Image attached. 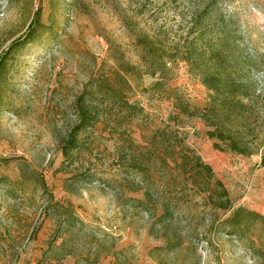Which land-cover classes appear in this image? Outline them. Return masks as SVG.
<instances>
[{
  "label": "rangeland",
  "instance_id": "obj_1",
  "mask_svg": "<svg viewBox=\"0 0 264 264\" xmlns=\"http://www.w3.org/2000/svg\"><path fill=\"white\" fill-rule=\"evenodd\" d=\"M38 9L39 35L0 75V264H264V221L240 236L226 222L239 207L264 216V0H0V57ZM202 24L236 33L251 156L177 107L210 101L186 62L151 74L137 45ZM80 105L98 121L67 156Z\"/></svg>",
  "mask_w": 264,
  "mask_h": 264
},
{
  "label": "trees",
  "instance_id": "obj_2",
  "mask_svg": "<svg viewBox=\"0 0 264 264\" xmlns=\"http://www.w3.org/2000/svg\"><path fill=\"white\" fill-rule=\"evenodd\" d=\"M42 9L35 12L34 18L24 36L14 40L8 49L0 57V75L11 54L16 50L33 42L39 35L41 26ZM197 20V19H196ZM195 35H192L194 34ZM137 45L142 46L143 61L148 66L151 74L163 77L169 70L168 62L182 60L186 62L192 73L199 76L202 83L210 93V101L205 108H191L189 103H178L177 107L190 116H198L206 122L212 129L208 131L211 138H220L226 143L229 150L251 156L259 148L252 149L246 142L244 130H250L247 123L251 86L246 79L242 53L237 49L236 33L227 31L225 25H191L189 35L183 40L173 41L169 48L162 47L150 36L140 35L137 38ZM79 123L74 127L66 142L62 145L63 153L70 154V150L78 148L77 133L83 129L91 128L98 121L96 110L80 105ZM246 132V133H245ZM215 146L220 148V144L215 142ZM261 166L264 168V146L261 151ZM186 159L190 156H185ZM196 168L208 177L213 178V169L205 164L201 157L196 156ZM218 191L227 196V190L220 180L216 181ZM227 208V201L220 203ZM169 212L170 209H167ZM261 219L264 216L256 211L244 208L233 210L226 222L232 227V233L242 235L244 232L243 223L248 219ZM178 240L169 241V246H177Z\"/></svg>",
  "mask_w": 264,
  "mask_h": 264
}]
</instances>
